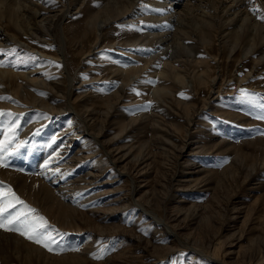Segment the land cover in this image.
I'll list each match as a JSON object with an SVG mask.
<instances>
[{"label":"rangeland","instance_id":"obj_1","mask_svg":"<svg viewBox=\"0 0 264 264\" xmlns=\"http://www.w3.org/2000/svg\"><path fill=\"white\" fill-rule=\"evenodd\" d=\"M92 1L72 2L64 14L61 3L45 5L52 31L43 37L25 34L27 21L15 15L0 21L21 39L0 45V67L32 71L39 82L70 79L65 98L29 83L33 102L15 94L7 78L0 80V141L11 140L8 166L0 168L34 176L46 171L44 180L57 200L73 209L72 223L59 224L0 178L46 219L54 240V251H48L18 232L0 229L43 253L23 260L4 243L0 251L8 264H264V119L259 118L264 116V60L259 52L240 59L236 52L232 61L219 43L213 71L225 77L221 84V78L214 81L211 96L206 88L195 91L191 83L171 81L172 94L153 98L150 91L160 80L148 73L149 66L126 84L112 71L114 65L140 67L143 56L154 54L141 37L142 44L128 42L134 26L146 24L117 16L96 29L100 39L95 41L87 19ZM189 40L206 58L208 48L199 36ZM181 68L188 76L195 70L187 61ZM53 96L51 110L43 103ZM93 125L104 130L102 137ZM111 150L125 156L117 163ZM46 161L53 163L45 168ZM130 178L138 188L137 206L130 200ZM36 227L42 230L39 223Z\"/></svg>","mask_w":264,"mask_h":264},{"label":"bare ground","instance_id":"obj_2","mask_svg":"<svg viewBox=\"0 0 264 264\" xmlns=\"http://www.w3.org/2000/svg\"><path fill=\"white\" fill-rule=\"evenodd\" d=\"M85 1L86 0H0V21L4 20L7 22L9 18L11 19L12 15H15L16 18L24 19L25 21H27L25 26H23L26 29L25 34H31L35 32L37 36L43 37V35L45 36L52 31L51 30L49 32V28L48 26H46L48 21L47 15L49 13L46 14L47 11H45V9L52 7L51 5L53 4L56 5L61 3L66 6L65 9H61L62 13L64 14L66 11H68V7L72 4V2L78 4L79 6L82 3H85ZM93 1L90 5L91 8H89L88 10L87 19L89 21V25L94 30L92 34H94L93 36L95 41L100 39V35L97 33L96 29H100V25L102 23H107L108 21L115 19L117 16H124L126 18L124 20H127V22L131 20L133 24L139 19H142L146 24L143 25V28L134 26V32H132L131 34L129 33V35L133 36L132 38H128V42L131 44H135L137 42L139 43L141 41L144 43H148L151 47H153V51H151L150 53L148 52V54H151L152 52L154 54L148 57L147 55L143 56V59L141 58L142 64L140 67H130L123 70L117 68V66L114 65L112 66V71L117 74H121L123 77L122 83L126 84L130 82L134 77L139 76L143 69L149 66L148 73H154V75H156V77H158L160 80L158 85L154 83L156 86L153 88V90L150 91L153 98L158 97L161 99V97L168 93L172 94L174 92V89L172 90V88L175 87V84H173L174 82L183 86L191 83L190 86L196 89L195 91H198L200 88H206L208 89V94L211 96V92L214 89V81L221 78V81L219 83L221 84L225 77L224 73L220 75L221 73L216 74L215 71H213V68L216 65V59L217 57H219V55H217L216 53V50H219L217 47L219 45L222 48L225 47V50H227L225 51V53L227 52L225 54V58L227 57L230 60L234 58L233 56L236 52L238 53L235 56L237 57V59H240L242 57L246 58L255 51H258L260 54V56L258 57L259 60H264V20L258 18L260 16H264V0ZM45 5H48L50 7H45ZM3 13H7L9 16L5 17L2 15ZM131 21L130 23L132 24ZM20 25V23H16V26L21 30ZM43 30H45V32H43ZM37 33L41 34L42 36ZM195 35L199 36L203 47L208 48L207 50L205 49L208 54L206 58H201L196 48L190 45L189 38L191 39V37ZM140 37L142 39L141 41L139 40ZM20 40L18 39V36H15V32L9 34L7 31H5L4 26L0 22V45L4 46L11 43L12 41ZM126 42L127 40H125V43ZM20 43L21 42H19V44ZM191 44L193 45L194 43ZM212 46H214L215 50L210 49L212 48ZM179 50L185 51L186 54L181 53L182 51L178 52ZM211 50L214 52H212ZM59 52L60 49L56 50V52H54V55L51 54V56L54 59L59 58ZM41 54L47 55L44 52H39V55ZM182 58L183 60H181ZM185 61L195 67V70H193V73L190 76L186 75L185 70L181 68L182 64H185ZM14 69L10 68V70H7L3 67H0V80L2 81L3 78H7L10 86L12 87V90L19 97L23 98V100L25 99L31 102L34 101L33 97H31L30 92L28 91L27 85L29 83L39 84L41 85L40 87H46L51 90L55 89L56 92H61L60 98L69 96L70 92L68 89H70V79L69 81L67 80L68 83H66L65 79H58L57 81L50 80L49 82H45L43 79L39 82L40 78H37L38 76L35 77V74H33L34 72L30 71L19 73ZM246 76H248V74L244 77ZM61 87H65V89L63 91H60L59 88ZM115 93L118 94V91H116ZM55 96L49 97L47 99L45 98V100L43 99V104L48 107V109L53 108L51 103H53L52 101L57 98ZM48 99L51 101L50 103L48 102ZM185 108H187L188 110L192 109L190 106ZM86 125V127L89 126L87 122ZM68 128H66V130ZM93 128L94 125L92 126V129ZM93 130H95V134L98 135V137H102L104 135L103 129ZM97 139L98 138H96L95 140ZM111 153L114 155L115 161L118 163V156L120 155L117 154L119 153L112 150ZM124 156L125 154H122L120 158H123ZM39 173V175L37 174L36 176H34L33 174L21 175L18 173L16 174V172H13L12 170H4L0 168V178H3L5 181H8L12 185H14L17 191H19V193L22 195V197L27 199L30 204L32 203L36 207H40L47 213L48 216L53 218V220L55 217L56 221H58L59 224L68 225V223H72L71 221L73 219V216L71 215V213L73 209L57 200L53 190L54 187L52 188V186H50L47 181L44 180L46 171L40 170ZM54 179L49 180V182L53 181ZM130 182V200L134 201V205H140L139 200L135 198L138 188L135 185L134 178H130ZM19 197L21 196L19 195ZM4 243L7 245L6 247L9 250L11 248V250L15 252L16 255H20L23 260H30L29 258H33L36 256L40 257L41 254H43L40 249L31 246V244L28 245L29 243L27 244L24 242V240L22 241L16 234H5L0 230V249L4 245ZM8 261L9 260L6 259V256L3 255V252L0 251V264H8Z\"/></svg>","mask_w":264,"mask_h":264},{"label":"snow or ice","instance_id":"obj_3","mask_svg":"<svg viewBox=\"0 0 264 264\" xmlns=\"http://www.w3.org/2000/svg\"><path fill=\"white\" fill-rule=\"evenodd\" d=\"M258 18L264 20V16ZM57 67L59 66L57 65ZM0 115H3V113H0ZM259 118L264 119V116ZM10 144L11 140L8 136H6L3 141H0V167L8 166L5 158ZM51 163H53V161H46L45 168ZM56 171L58 172L59 169H56ZM5 196L7 197L6 199L4 198ZM16 205H21L23 210L16 211ZM37 223L40 224V229L42 230L37 229ZM48 227L46 219L39 216L36 209L28 207L10 187L5 188L3 183L0 182V229L18 232L29 241L46 248L48 251H54L52 247L54 240L51 231L47 230ZM52 231H54V229ZM94 258L99 259L102 257Z\"/></svg>","mask_w":264,"mask_h":264}]
</instances>
